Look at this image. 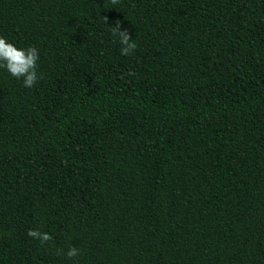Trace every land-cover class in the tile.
I'll return each instance as SVG.
<instances>
[{"label":"trees","instance_id":"16d2710c","mask_svg":"<svg viewBox=\"0 0 264 264\" xmlns=\"http://www.w3.org/2000/svg\"><path fill=\"white\" fill-rule=\"evenodd\" d=\"M0 36L42 76L0 68V264H264V0H0Z\"/></svg>","mask_w":264,"mask_h":264},{"label":"clouds","instance_id":"9594fccd","mask_svg":"<svg viewBox=\"0 0 264 264\" xmlns=\"http://www.w3.org/2000/svg\"><path fill=\"white\" fill-rule=\"evenodd\" d=\"M113 5L119 3V0H111ZM113 37H118L121 55L128 56L135 52L138 45L133 39L130 31L122 27L120 20L115 21V26L111 28ZM39 50L35 46L26 49L18 48L14 44L8 42L6 38L0 36V68L6 70L16 79H22L23 85L27 88L34 87L42 76L38 72ZM130 76H134L135 72L130 71ZM28 236L34 240H38L41 246L47 245L53 240V237L38 229H29ZM57 255L64 254L68 259H75L80 255V249L70 247L66 253L62 250H56Z\"/></svg>","mask_w":264,"mask_h":264}]
</instances>
